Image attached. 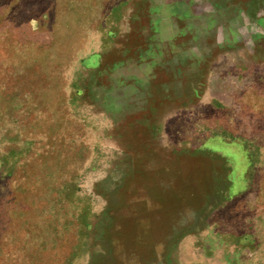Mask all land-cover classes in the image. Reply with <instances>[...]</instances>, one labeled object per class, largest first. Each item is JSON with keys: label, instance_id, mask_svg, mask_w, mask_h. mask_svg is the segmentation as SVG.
<instances>
[{"label": "rangeland", "instance_id": "obj_1", "mask_svg": "<svg viewBox=\"0 0 264 264\" xmlns=\"http://www.w3.org/2000/svg\"><path fill=\"white\" fill-rule=\"evenodd\" d=\"M156 3L0 0V264H264V0Z\"/></svg>", "mask_w": 264, "mask_h": 264}, {"label": "crops", "instance_id": "obj_2", "mask_svg": "<svg viewBox=\"0 0 264 264\" xmlns=\"http://www.w3.org/2000/svg\"><path fill=\"white\" fill-rule=\"evenodd\" d=\"M226 2L227 0H156L155 9L150 13L151 17H155L156 21L154 24L153 40H149L144 42V55H148L151 59L154 60L156 64L159 59H164V56L167 54H177L178 52H182L180 54H185L186 51L190 50V47H186L184 44L186 43V39L188 35L191 34L190 28L196 24V21H199V26H203V21L206 17L212 18L220 16L221 14H225V10L217 6L216 2ZM163 3V4H162ZM161 4V7H159ZM131 12V11H130ZM211 26L208 27L210 31ZM165 33L169 34L170 37L165 41H159L160 34ZM157 37V38H155ZM184 43V44H183ZM140 59V58H139ZM101 60V56L100 59ZM137 61V60H136ZM129 62L126 63V60L120 61L124 65V68L130 67L131 65H141L143 64L139 62ZM143 76H140V79ZM148 75L143 77L140 81H144ZM212 75H209L206 79V87L207 91L210 86V79ZM132 77H130L128 84L131 82ZM135 92L139 91V89H134ZM127 96H131L128 95ZM217 143V146H224L222 143ZM212 146V145H210ZM236 146V145H234ZM239 151L243 154L244 150L240 144H238ZM223 151V150H222ZM245 154V153H244Z\"/></svg>", "mask_w": 264, "mask_h": 264}]
</instances>
